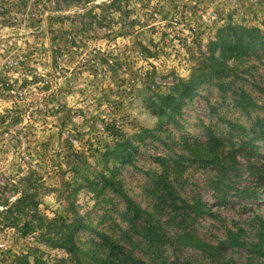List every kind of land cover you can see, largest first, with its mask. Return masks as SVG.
I'll return each mask as SVG.
<instances>
[{
    "label": "rangeland",
    "instance_id": "1",
    "mask_svg": "<svg viewBox=\"0 0 264 264\" xmlns=\"http://www.w3.org/2000/svg\"><path fill=\"white\" fill-rule=\"evenodd\" d=\"M229 26L264 31V0H0V198L14 201L19 178L31 176L39 214L83 226L75 256L1 228L0 264H97L107 254L97 233L147 264L221 263L180 246L181 231L212 247L228 231L255 242L264 220V50L225 61L211 79L210 43ZM194 77L204 83L166 110L160 98ZM126 143L134 156L121 164L112 154ZM163 174L180 198L204 207L178 227L168 210L157 216L171 243L159 259L124 235L131 215L103 180L151 213ZM222 248L236 264H264L247 248Z\"/></svg>",
    "mask_w": 264,
    "mask_h": 264
},
{
    "label": "trees",
    "instance_id": "2",
    "mask_svg": "<svg viewBox=\"0 0 264 264\" xmlns=\"http://www.w3.org/2000/svg\"><path fill=\"white\" fill-rule=\"evenodd\" d=\"M226 38H220L217 42H211L209 64L205 65L207 73L217 76V66L225 63V61L239 58L246 55L254 49L264 50V31L258 28L244 27H228ZM230 38V41L227 39ZM219 49L218 57H214V53ZM210 79V80H211ZM198 77H194L186 83H180V93L173 95L177 90L174 88L172 94H168L160 98V103L165 106L166 110H173L179 106V101L189 96L199 84ZM176 89V90H175ZM264 93V91H262ZM261 130V138H264V125L258 121ZM131 150V151H130ZM133 146L128 143L120 147L117 153L112 154L114 160H119L121 164H130L134 156ZM19 183L16 184L14 194L17 198L10 202L9 199L0 198V229L12 228L22 230V235L35 234L36 238L43 239L46 245L52 249L63 251L65 254L75 256L78 249L75 242V234L80 227H83L78 220L65 221L62 217L55 216L47 218L39 214L38 201L36 191L33 188L31 176L20 177ZM259 183L264 186V177L258 179ZM161 195L157 198L152 207L151 213H145L134 202H132L123 192L120 183L113 179H104L103 186L107 187L113 194L117 195L124 202L127 211L130 213L128 219L130 229L124 232L125 236L132 234L140 239L142 245L150 250L151 253L157 254L158 258H162V252L166 246H171L170 241L166 238L162 231L161 225L157 220V216L168 210L171 215L170 219L175 225L181 226L187 222H194L201 214L204 204L201 200L188 202L180 198L174 188L165 178L163 174L156 182ZM249 199L257 200L258 196L253 193H244ZM259 231L255 235V242L247 244L240 240L242 230L237 233L228 231L226 241L222 242L218 247H212L200 239L197 235L181 231L178 235V244L182 247L194 249L203 255L213 256L220 259L218 264H236L231 259H226L219 255V251L223 250L222 246L238 247L246 249L251 256L256 258H264V220L258 221ZM100 238V246L107 252L104 259L97 257V264H147L136 258L130 251L113 241L110 237L97 233ZM159 264H191L189 261L168 262L161 259Z\"/></svg>",
    "mask_w": 264,
    "mask_h": 264
}]
</instances>
